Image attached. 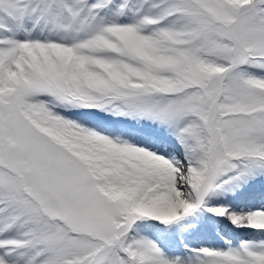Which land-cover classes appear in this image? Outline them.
Returning a JSON list of instances; mask_svg holds the SVG:
<instances>
[{
	"label": "snow or ice",
	"instance_id": "snow-or-ice-1",
	"mask_svg": "<svg viewBox=\"0 0 264 264\" xmlns=\"http://www.w3.org/2000/svg\"><path fill=\"white\" fill-rule=\"evenodd\" d=\"M0 264H264V0H0Z\"/></svg>",
	"mask_w": 264,
	"mask_h": 264
}]
</instances>
